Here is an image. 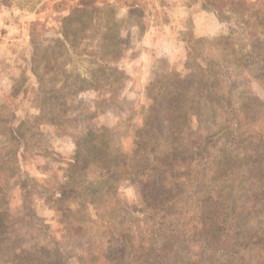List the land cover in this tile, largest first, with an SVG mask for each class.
I'll use <instances>...</instances> for the list:
<instances>
[{"label": "rangeland", "instance_id": "rangeland-1", "mask_svg": "<svg viewBox=\"0 0 264 264\" xmlns=\"http://www.w3.org/2000/svg\"><path fill=\"white\" fill-rule=\"evenodd\" d=\"M229 1L235 2L234 10L229 8ZM244 1L247 3L0 0V100L13 86L18 89L4 110L13 128L23 135L25 145V153L17 156L18 171L0 201V210L8 214L0 221V232L11 241L15 237L9 238V234L16 233L39 254L43 247L53 253L58 247L51 243L58 242L63 252L60 258L75 264V255L86 241L72 234L69 240L63 239L59 224L61 217L69 220L79 209L73 197L59 201L67 185L68 160L75 149L74 129H111V150L119 148L125 156H116L117 160L129 161L140 143H148L149 155L161 158L165 150L162 143L167 138V107L176 104L178 96L193 97L194 105H186L189 140H197L193 146L203 147L210 160L203 174L197 173L198 155L190 157L189 174L184 175L185 185L171 217L176 219L175 224L195 217L192 210L198 202H204L197 208L200 212L209 209L219 184L213 175L216 163L212 162L225 155L234 160L238 147L240 152L251 151L258 139L252 135L244 146L239 139L250 132L264 133V0ZM223 3L225 6L218 9ZM190 50L194 51V63H190ZM206 63L209 69L203 74L200 67L205 68ZM160 79L162 85L155 87L154 82ZM108 83H112L109 88ZM94 85L98 88H92ZM51 95L58 96L53 97L57 106L65 99L61 105L64 113L55 118L57 128L45 118L35 119L40 107L44 115L50 113L52 108L47 105H54L42 97L52 99ZM152 96L153 118L148 127H143ZM212 100L232 108L226 122L222 114L210 110ZM109 154L114 155L111 151ZM2 161L5 163L6 156ZM80 174L85 182L93 179L91 171ZM238 176L232 179L230 193L234 198L243 197L237 202L240 206L245 196L250 199L244 226H248L252 240L212 243L202 252L198 264H264V176ZM80 179L71 185L82 186ZM121 179L112 189L113 204L145 209L137 201L134 187ZM83 186L88 187L85 183ZM27 194L33 224L22 215ZM131 217L150 219L148 213L129 209L125 218ZM226 224L229 226V222ZM154 239L150 234L141 236L143 243L155 244ZM106 240L107 235L96 243L104 247ZM3 247L0 241V260L8 254L13 258Z\"/></svg>", "mask_w": 264, "mask_h": 264}, {"label": "trees", "instance_id": "trees-1", "mask_svg": "<svg viewBox=\"0 0 264 264\" xmlns=\"http://www.w3.org/2000/svg\"><path fill=\"white\" fill-rule=\"evenodd\" d=\"M229 2L231 9L235 2ZM240 3L247 2L240 0ZM224 6L223 3L217 8L220 9ZM220 16L218 15V17ZM193 53L194 51H189L190 63H194ZM208 69V63L205 68L200 67L203 74ZM99 70L103 71L104 69L100 68ZM169 74L174 75V72ZM109 84L106 85L108 88L111 86ZM161 85V79L154 82L155 87ZM92 88H98V85H94ZM16 91L18 89L13 86L11 92L0 100V151H4V154L0 152V201L2 197L5 198L3 194L6 192L5 188L9 180L18 171L17 156L25 153L23 135L19 130L13 128L10 115H5L4 110L10 106ZM51 97L52 99L42 97V100L52 102L54 105H47L52 108L50 113L44 115L40 107V114L35 119L41 121L45 118L57 128L59 122H55V118L60 116L61 111L64 113L65 109L61 105L65 103V99H62L60 105L57 106L53 102V97L57 98L58 96L51 95ZM151 100L153 103L150 110L143 117V127H148L153 118L151 114L155 97L152 96ZM214 101L212 100L210 110L222 114V119L226 122L232 113V108L225 103ZM175 103L174 105L170 103L167 107L169 111L165 117L167 138L162 143L165 150L161 158L149 155L148 143H140L136 150L130 154L129 161H120L115 157L125 159V156L120 154L119 148L115 151L111 150V129L104 126L95 131L74 129L75 149L68 160L70 171L67 174L68 177L66 175L67 185L61 191L59 201L73 197L77 201L79 209L69 220L61 217L59 224L62 226L63 239L69 240L73 236L80 237L81 242L86 241V246L82 245L77 251L79 253L75 255V264H118L120 262L125 264H198L202 258V252L212 243L237 238L252 240L248 226H244L246 216L249 215L251 209L247 206L250 199L245 196V202H242L241 206L237 205V202L239 203L243 197L234 198L230 190L235 175L239 177L238 174L241 173L243 178L251 175L264 176V153H261L264 152V133L250 132L247 136L239 139L238 142L242 146L249 144V139L253 137L258 139L251 151L245 150L244 152L243 149L240 152L241 149L238 147L234 160L230 161V156L225 155L212 162L216 163L213 175L219 184L216 186L217 195L211 207L200 212L197 208H201L204 202H198V205L194 206L196 209L192 210L195 217L182 220L179 222L181 224H175L176 219L171 217V209L182 194V187L185 185L182 180L186 178L184 175L189 174L188 168L192 161L190 157L194 154L198 155L197 173L203 174H205L204 170L210 160L208 153L202 149L203 147L193 146L197 140H189L188 123L186 122V117L189 114H186V110H188L186 105H194L193 97L190 99L178 96ZM189 110L191 111L190 107ZM194 116L199 119V113ZM36 120L34 121L36 122ZM142 129L138 131L139 134L143 132ZM61 133L64 131H60L59 134ZM151 148L153 149V147ZM109 151L114 155H110ZM3 156H6L5 163L2 161ZM233 161L237 163L234 166L231 165ZM89 171H91L93 179L85 182L84 175L80 173L84 172L85 174ZM119 176L124 178L121 180L129 182L134 187L137 201L145 209L136 210L129 206H125V209L120 205L113 204L112 189L118 185ZM76 179H80L83 185L85 183L88 187L79 184H76L75 187V183L71 185L72 181H76ZM25 196L23 219H30V224H33L31 221L34 219V214L29 200L30 194ZM204 201H207L206 196H204ZM129 209L141 214L148 213L150 219L146 217L127 219L125 216ZM106 214L107 218H105ZM5 217H8L7 212L0 210V221H3ZM155 217H158L157 221ZM232 221L234 223H231ZM227 222H229V226H227ZM69 227L72 229H67ZM148 234L154 236L153 243L155 244L142 242L141 236ZM106 235L107 240L104 247L101 243H96L101 242V238ZM12 236L18 239L11 241L0 232V241L4 244L2 250L9 251L13 256V258H9L8 254L4 261L0 260V264H68L60 258L63 255L59 249L60 243H51L55 248L58 247L53 253L52 249L45 250L43 247L39 254L36 248L33 250L32 246L34 245L29 242L23 243L24 239L21 236L17 237L16 233L15 235L10 233L9 238ZM257 238L259 239V237ZM128 245H130L129 251H127ZM2 254L3 252L0 250V259H3ZM125 254L126 259L124 258ZM141 257L143 258L141 259Z\"/></svg>", "mask_w": 264, "mask_h": 264}]
</instances>
